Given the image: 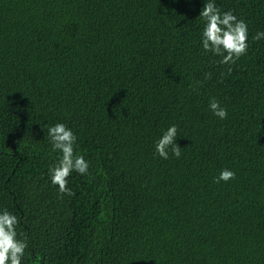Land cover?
I'll list each match as a JSON object with an SVG mask.
<instances>
[{"label": "trees", "instance_id": "16d2710c", "mask_svg": "<svg viewBox=\"0 0 264 264\" xmlns=\"http://www.w3.org/2000/svg\"><path fill=\"white\" fill-rule=\"evenodd\" d=\"M206 2L0 0V212L22 264H264V0H215L248 25L231 75L202 48ZM58 122L90 162L63 199ZM170 125L182 155L165 160Z\"/></svg>", "mask_w": 264, "mask_h": 264}, {"label": "clouds", "instance_id": "9594fccd", "mask_svg": "<svg viewBox=\"0 0 264 264\" xmlns=\"http://www.w3.org/2000/svg\"><path fill=\"white\" fill-rule=\"evenodd\" d=\"M200 18L205 21L201 33V45L204 52L220 57L216 62L227 66V74L231 75L232 65L248 53L247 23L239 19L232 11L222 12L215 0H207L201 10ZM252 39L257 42L264 39V31L257 32ZM205 79L211 80L212 74L206 73ZM209 109L221 120L228 117L227 109L222 107L214 97L209 101ZM178 131V126L170 125L157 140L155 151L161 158L169 159L170 153L175 158H180L182 155L181 147L177 143ZM47 136L52 150L61 154L58 162L49 168L51 183L58 186V195L61 199L65 195L74 196L75 193L68 186L69 178L73 172L90 176V162L85 159L84 155L78 153V138L66 124L58 122L50 126ZM235 178V172L225 168L221 170L215 182L217 184L221 181L227 183ZM19 223V218L6 209L0 212V264H22L23 262L29 245L27 237L19 238L17 232Z\"/></svg>", "mask_w": 264, "mask_h": 264}]
</instances>
